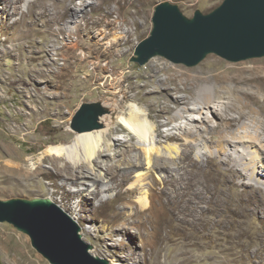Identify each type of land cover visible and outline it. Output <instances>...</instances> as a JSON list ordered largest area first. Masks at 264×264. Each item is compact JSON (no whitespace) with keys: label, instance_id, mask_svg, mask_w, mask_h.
<instances>
[{"label":"rangeland","instance_id":"obj_1","mask_svg":"<svg viewBox=\"0 0 264 264\" xmlns=\"http://www.w3.org/2000/svg\"><path fill=\"white\" fill-rule=\"evenodd\" d=\"M30 1L34 2L27 7L26 4ZM53 1L0 0L3 6H7L6 10L0 9V141L3 140L5 144L9 143L10 138L5 136L3 121L8 120L9 116H15L26 107L34 109L35 113H40L31 124V131L35 136L37 135L38 141L42 139L44 142L48 139L56 142L63 139L70 142L74 132L70 128L71 120L79 107L83 103H99L100 106H104V102L112 100L119 85H122L128 97L125 99L126 114L129 113L131 105H134L141 113H146L148 106L155 102V97L161 100L168 98L165 93L167 92L165 88L168 87L162 82L167 72L177 71L180 75L187 72L190 76H197L198 71L202 69V75L207 77L212 72L253 66L255 62L264 61V56H262L229 62L214 53L205 55L194 66L175 64L162 56H154L143 65H138L133 61L137 44L150 36L153 28L152 17L159 4L174 5L183 17L191 19L196 12L201 15L211 13L224 0H101L99 3H95V0H88L89 2L86 3L78 0H65L62 6L60 5L58 22L51 20L53 11L50 5L54 3ZM116 6L119 7V12L111 11L112 7ZM73 11H81L78 16H80L79 20L82 19V23L92 19L103 20V24L95 30L108 32L107 39L102 41L107 42L105 45L120 35L123 39H118L119 43L114 47L115 52L111 56L99 52L103 48L95 45L100 38L94 32L95 30L90 35L84 36L83 47L85 50H90L91 54L87 62L75 66L76 76L72 81L70 80L73 84L69 81L72 85L71 97L65 106H62V98L57 94L60 90H57L56 80L53 78V74L61 68L62 60H50V51L56 50L66 42L57 32L58 25L74 21ZM21 18L24 20L22 24H20ZM116 19H124L129 25L118 22L115 26L108 25V21H116ZM15 22L18 23L17 26H14ZM94 58H98L101 65L111 60L108 70L97 77H93L94 71H92ZM39 72L46 74L47 81L30 78L31 74ZM97 72L98 70L96 74ZM85 74L92 75V78ZM184 78L185 76H180L181 81L177 83L179 88H183ZM242 87L247 88L246 85ZM187 88L190 93L188 97L195 96L198 87L187 86ZM151 90L153 92H150ZM171 94L174 96V93ZM104 113L106 112L102 114ZM172 115L173 113L164 114L158 120L167 121ZM194 117L198 115L194 114ZM18 119V121L22 120L21 117ZM242 122L246 121L242 120ZM162 130L165 131L166 128L163 127ZM129 135L133 139L130 142L131 147L128 144V149L132 154L140 153L138 148L142 143L132 133ZM116 138L122 140L127 137L124 133L118 132ZM207 143L212 145L210 142ZM177 144L182 148L183 141ZM156 145L166 155V159L170 160L163 149L167 143L161 141ZM14 146L17 152L23 150L19 142H14ZM42 150L44 148L38 153L34 150L32 154H38L36 157L38 158ZM192 154L195 158L200 155L198 149H195ZM29 156L31 155L27 153L26 157ZM204 159L200 157L197 167L199 170L196 168L191 174L195 185L193 205L195 207L191 206L194 213L192 212L187 218L179 221V218L163 219L153 214L158 213L160 209L157 204V195L164 199L160 190L166 187L163 179L164 175L168 174L158 169H152L151 177L147 180L153 182L152 189L146 194L147 202L153 205L148 209L142 208L138 201L142 190H138L136 195L134 194L126 201L115 200L118 190L126 192L128 186L135 180V173H132L131 180L121 187H116L109 177L104 180L102 184L108 185V190L102 192L99 197L105 202L103 208L99 207L97 201H92V198L88 199L84 193H77L70 199V204L76 207V211L63 207L57 202L61 192H75L76 185L66 184L63 186L64 190H60L59 195H54V200H52L51 192L61 184V181L46 174L40 175V171L33 183L30 181L22 186L4 187V191H0V200L51 199L79 227L81 241L90 246L89 256L106 260L109 264H264L263 261L254 258L252 253L247 255L243 248V245L248 243V239H252L260 227V212L257 210L250 215L249 221L228 214L226 202H230L234 195L239 194L240 188L237 184L241 180L233 177L232 181H227L224 185L220 180L227 166L220 161L206 165ZM104 163H106L105 160ZM118 165H121L117 167V173L120 175L124 169H122L121 162H118ZM142 165L143 168L148 167L144 159ZM43 169L51 171L48 163L44 164ZM256 170H260V167ZM169 173L171 176L168 174L167 179L171 180L173 177L177 178L182 171H179V175L171 170ZM183 174L185 177L188 176V173ZM82 181L84 180L80 179L78 183ZM52 183H55L54 188L47 186ZM140 187L142 188V185ZM166 189L167 192L173 193L172 187L169 186ZM239 224L245 226L248 231L245 237L237 236L236 229H239ZM5 236L7 238L3 242ZM0 241V264H26L30 259H33L32 262L50 264L31 246L29 237L17 231L11 224L0 223Z\"/></svg>","mask_w":264,"mask_h":264},{"label":"bare ground","instance_id":"obj_2","mask_svg":"<svg viewBox=\"0 0 264 264\" xmlns=\"http://www.w3.org/2000/svg\"><path fill=\"white\" fill-rule=\"evenodd\" d=\"M64 1L54 0V3L50 5L53 11L51 20L54 22L60 19V8ZM78 1L89 2L88 0ZM32 2L34 1L28 2L27 7ZM94 2L99 3L101 0ZM3 5L0 3V9L6 10L7 6ZM116 10L118 11L119 7L111 9V11ZM80 12L73 11L74 21L58 25L57 32L66 42L56 50L50 51V60H62L61 68L53 74L56 88L60 90L57 94L62 98V106H65L71 97L70 88L73 84L71 81L75 78V71H77L74 70L75 66L87 62L91 54L90 50H85L83 47L84 36L90 35L103 24V20L100 19L86 20L82 23V19L79 20L80 16H78ZM22 21L24 20L21 18L20 24L23 23ZM17 22L14 26H17ZM117 22L127 24L124 19L107 23L115 26ZM94 32L100 36L95 44L103 48L99 49V52L112 56L115 52L114 47L119 43L118 39H123V36L115 37L108 45H105L107 42L102 41L107 39L108 32L106 30ZM93 61L91 62L93 77L108 70L111 63L109 60L101 65L98 58H94ZM202 73V69L198 71L197 76H190L187 72L181 75L177 71L167 72L162 82L168 87L165 88L168 98L161 100L155 97V102L148 106L146 113H141L130 104L131 109L129 108L130 111L126 114L125 99L128 97L122 85H119L112 100L104 102L107 108L101 105L103 112H106L98 117L101 128L89 132H73V139L70 142L63 139L56 142L48 139L44 142L42 139L38 141L37 135L35 136L31 131V124L40 115L35 113L34 109L26 107L15 116H9L8 120L3 121V130L6 131L5 136L9 137L10 141L8 144L3 143V140L0 141V185L2 186L0 191H4V187L22 186L30 181L33 183L40 171V175L46 174L61 181V184L51 192L52 200L54 195L57 196L60 190H64L63 186L66 184L76 185L75 192H61L57 202L63 207L76 211V207L70 204V199L77 193H84L88 199L92 198V201H97L99 207L103 208L105 202L99 197L102 192L108 190V185L102 184L104 180L109 177L116 187H121L129 182L131 174L135 173V180L128 186L126 192L123 193L119 189L115 200L126 201L138 190H142L138 201L142 208L148 209L153 206L147 202L146 197L153 185V182L147 181L151 177V170L158 169L170 176L169 170L175 171L176 175L182 171L177 178L173 177L171 180L167 179L168 174L164 175L163 184L166 187H172L173 193L167 192L166 187H163L160 193L163 194L164 199L157 195V204L160 209L158 213H153L163 219L179 218V221L187 218L194 211L191 206L195 203V185L191 174L199 166L200 157L205 158L206 165L220 161L227 166L220 180L224 185H226L225 182L232 181L233 177L241 180L237 184L240 188L239 194L234 195L230 202H226L228 214L236 215L238 219L248 220L255 211L260 212V227L252 239H248V243L243 245V248L247 255L252 253L254 258L264 262V116L261 117L264 115V61L255 62L253 66L212 72L207 77ZM85 76L92 78L89 74ZM180 76H185L182 80L183 88H179L177 84L181 81ZM30 78L37 81L48 79L42 72L31 74ZM200 83L202 84L199 85ZM243 85L247 88H243ZM187 86L198 87L195 96L188 97L190 93ZM171 93H174V96ZM179 94L182 95L178 96ZM168 113L173 115L167 121L158 120ZM194 114L198 117H194ZM18 117L22 120L18 121ZM242 120L246 122L241 123ZM163 127L166 128L165 131L162 130ZM118 132L124 133L127 138L117 139ZM130 133L138 137L142 143L138 148L140 153L132 154L128 149V144L131 147L130 142L133 139ZM161 141L167 143L163 149L170 160L166 159V155L156 145ZM180 141H183L182 148L177 144ZM14 142H19L23 147L21 152H17L14 148ZM147 143H149L148 146H146ZM201 146L202 148H199ZM42 148L44 150L36 158L38 151ZM195 149H198L200 154L196 158L192 154ZM34 150L37 155L32 154ZM27 153L31 156L26 157ZM143 159L147 168H143ZM118 162H121L124 169L120 175L117 173V167L121 166ZM45 163L50 165L51 171L43 169ZM258 167L260 170H256ZM183 173H188V176L185 177ZM212 178L215 179V177ZM80 179L84 181L78 183ZM153 181L155 182L154 179ZM48 185L54 188L55 183ZM83 185L86 187L81 188ZM240 224L239 229H236L237 236L245 237L248 231ZM6 238L7 236L3 238V242ZM32 260L30 259L26 264H41Z\"/></svg>","mask_w":264,"mask_h":264},{"label":"water","instance_id":"obj_3","mask_svg":"<svg viewBox=\"0 0 264 264\" xmlns=\"http://www.w3.org/2000/svg\"><path fill=\"white\" fill-rule=\"evenodd\" d=\"M150 36L139 42L133 61L143 65L154 56L175 64L194 66L214 53L229 62L264 56V0H224L207 15L191 19L168 3L159 4ZM99 103H83L71 120L77 133L101 128ZM27 235L31 246L50 264H109L91 257L79 227L48 198L0 200V223Z\"/></svg>","mask_w":264,"mask_h":264}]
</instances>
